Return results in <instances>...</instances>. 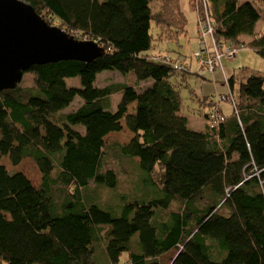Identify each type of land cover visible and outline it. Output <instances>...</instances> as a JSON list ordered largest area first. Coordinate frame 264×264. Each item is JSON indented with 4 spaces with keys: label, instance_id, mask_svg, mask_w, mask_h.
Here are the masks:
<instances>
[{
    "label": "trees",
    "instance_id": "trees-1",
    "mask_svg": "<svg viewBox=\"0 0 264 264\" xmlns=\"http://www.w3.org/2000/svg\"><path fill=\"white\" fill-rule=\"evenodd\" d=\"M25 1L48 22L96 40L105 51L89 62L32 65L25 71L32 75L31 85L0 91V159L7 156L17 165L29 157L41 173L40 185L34 186L23 172H9L0 163V264H99L94 243L105 226L108 264H119L122 252H127L124 264H264V72L239 83L222 73L226 95L234 101L238 84L239 102L229 103L233 114L214 127L207 118L216 93L203 96L204 123L196 128L181 112L182 83L176 76H186L187 63L159 55L181 62L184 68L176 70L154 61L149 52L152 21L177 24L178 36L186 32L179 0H165L157 16L151 0ZM256 1L264 9V0H206L213 26L207 46L214 39L237 52L249 47L264 59ZM189 3L197 11L200 38L204 11L195 0ZM104 70L132 73L135 84L146 85L139 90L125 83L97 86V74ZM74 76L80 87L67 85L66 78ZM116 92L122 96L112 110L109 97ZM76 96L83 103L62 112ZM221 102L216 107L224 114ZM122 119L133 136L119 144L121 154L138 158L136 167L149 182L160 183L161 196L129 201L114 214L86 202L81 191L90 181L117 182L116 171L101 165L105 137L121 130ZM70 187L58 204L55 193ZM205 188L221 197L226 212L218 211L216 203L193 205ZM174 201L184 206L156 225L155 210ZM133 237L137 249L131 248ZM213 244L220 257L212 254Z\"/></svg>",
    "mask_w": 264,
    "mask_h": 264
},
{
    "label": "rangeland",
    "instance_id": "rangeland-1",
    "mask_svg": "<svg viewBox=\"0 0 264 264\" xmlns=\"http://www.w3.org/2000/svg\"><path fill=\"white\" fill-rule=\"evenodd\" d=\"M164 3L165 0H151L150 6L152 13L157 16L158 13L162 11ZM179 5L186 18V32L178 36L176 34L177 27L179 28L177 24L173 27L169 24H159L155 20L152 21L151 33L153 39L149 52L153 54L160 53L161 55L166 54V56L168 55L169 57L177 58L187 63L190 71L185 74L186 76L182 77V75H176L177 79L182 83L179 85L183 104L181 112L191 120V124L193 122L204 123V114L207 108L204 107L199 100L202 99L203 96L211 93H222L226 95L228 94V88L224 83L221 70L217 69L213 73H210L206 69L200 67L194 54V51L199 46L197 11L195 8L191 7L189 0H179ZM254 5L260 9L261 18L258 21L257 27L261 28L264 26V9H262L260 3L257 1L254 2ZM56 23L57 22L55 21H53V23L51 22L53 25H57ZM78 38L87 39L82 38V36H79ZM207 39L209 40V38ZM222 63L226 76L229 77L234 75L235 78L238 79L236 80L238 83L239 80L251 73L264 72V59L249 47H242L236 55L230 59L223 58ZM131 77H133V79ZM135 81L137 82L132 73L123 74L116 70H104L97 75L95 84L101 87L109 84L125 83L134 87L137 85V90L146 85L144 82L135 84ZM66 83L68 86L80 87V78L79 76L68 77L66 78ZM31 84V73L24 72L19 85L25 87ZM237 88L238 84H235L234 99L236 103L239 102L236 93ZM121 96V92H116L110 95L109 102L112 110L117 108ZM234 102H231L230 97H227V100L221 102V108L226 116H231L233 114V109L230 104H233ZM82 103V99L76 96L62 112L73 111ZM132 108L133 105H129L128 110L131 111ZM121 123L122 128L120 131L111 132L105 137V147L101 165L102 170L112 169L116 171L117 182L114 186H107L90 181L89 186L81 191L86 202L97 203L101 208L111 211L114 214H120L124 204L129 201L147 202L151 198L161 196L159 190L161 187L160 183L154 180L152 182L150 181L151 184L145 176V173L141 169L138 170L136 167L138 158L127 157L121 154L120 149L118 148L119 144L127 143L133 136L126 127L124 119L121 120ZM0 163L4 164L9 172H23L34 186L40 185L41 173L36 163L31 158L25 157L19 164L12 165L8 157L3 156L0 159ZM254 174H257L256 171L253 174H247L246 176L250 177ZM153 177L155 178V176ZM69 190H72V188L63 189L62 191H59V193L58 191L55 193V200L58 204L66 200ZM210 203H216L218 211L226 212L227 210L225 206L221 205V197H212L208 188H205L201 192V194L194 200L193 205L196 208H203ZM182 206H184L183 202L174 201L170 203L167 209L157 208L154 216L155 224L159 225L161 221L167 220L171 211L179 210ZM106 229V226L100 228L98 231L99 239L94 243L93 257H95V260L99 264L109 263V260L105 255ZM133 239L136 240V237L132 238L131 248L137 249V244L133 242ZM211 251L215 257H220L221 253L214 244L212 245ZM126 258L127 252H122L119 264H124Z\"/></svg>",
    "mask_w": 264,
    "mask_h": 264
},
{
    "label": "water",
    "instance_id": "water-1",
    "mask_svg": "<svg viewBox=\"0 0 264 264\" xmlns=\"http://www.w3.org/2000/svg\"><path fill=\"white\" fill-rule=\"evenodd\" d=\"M105 49L50 24L25 0H0V91L14 89L35 64L89 62Z\"/></svg>",
    "mask_w": 264,
    "mask_h": 264
},
{
    "label": "built area",
    "instance_id": "built-area-1",
    "mask_svg": "<svg viewBox=\"0 0 264 264\" xmlns=\"http://www.w3.org/2000/svg\"><path fill=\"white\" fill-rule=\"evenodd\" d=\"M196 3L201 6L204 11V14L199 18L200 20H204L202 22V29L199 38L200 48L194 52L197 57V61L202 69H206L208 72L212 73L214 67L218 65L222 73H224V66L222 63L223 58L230 59L235 56L238 48L232 45H227L225 42L220 41V43H216L213 39V43L211 47H208L205 41L206 35L209 34L212 36L213 26L209 21V13L207 10L206 0H196ZM151 59L154 61H160L164 64L171 65L176 70H181L184 68L181 62L174 61L171 59L162 57L158 58L155 56H151ZM227 95L216 93L215 94V103L216 106L221 101L227 100ZM231 102H234L231 98ZM214 104V109L208 111V122L211 126H218L220 123L226 120V115L221 112L219 107H216Z\"/></svg>",
    "mask_w": 264,
    "mask_h": 264
},
{
    "label": "bare ground",
    "instance_id": "bare-ground-1",
    "mask_svg": "<svg viewBox=\"0 0 264 264\" xmlns=\"http://www.w3.org/2000/svg\"><path fill=\"white\" fill-rule=\"evenodd\" d=\"M46 20V19H45ZM51 24V23H50ZM57 24V23H56ZM57 26H59L58 24H57ZM60 27V26H59ZM62 28V27H61ZM62 29H64V28H62ZM65 30V29H64ZM66 31V30H65ZM66 32H68V31H66ZM68 33H70V32H68ZM70 34H72V33H70ZM74 35V34H73ZM75 36V35H74ZM76 38H78L77 36H75ZM78 39H80V38H78ZM87 39H91V38H87ZM159 55H160V53H156V54H154V56L155 57H159ZM103 72V71H102Z\"/></svg>",
    "mask_w": 264,
    "mask_h": 264
},
{
    "label": "crops",
    "instance_id": "crops-1",
    "mask_svg": "<svg viewBox=\"0 0 264 264\" xmlns=\"http://www.w3.org/2000/svg\"><path fill=\"white\" fill-rule=\"evenodd\" d=\"M100 73H102V72H100ZM100 73H98V74H100ZM98 74H97V75H98ZM195 124H196V123H195ZM197 126H198V127H196V128H202V127H203V125H201V123H197ZM193 127H194V126H193Z\"/></svg>",
    "mask_w": 264,
    "mask_h": 264
}]
</instances>
